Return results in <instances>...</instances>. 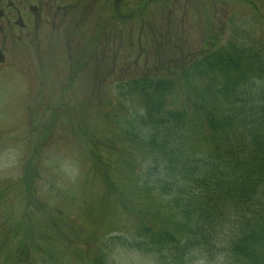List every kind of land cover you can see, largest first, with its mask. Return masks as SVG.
Segmentation results:
<instances>
[{
    "label": "rangeland",
    "instance_id": "374dc122",
    "mask_svg": "<svg viewBox=\"0 0 264 264\" xmlns=\"http://www.w3.org/2000/svg\"><path fill=\"white\" fill-rule=\"evenodd\" d=\"M87 2L56 27L34 24L33 12L24 11V27L14 34L25 36L0 37V240L25 230L29 262L38 264H95L109 248L106 264H158L135 242L147 239L141 220L153 227L167 216L161 193H139L161 155L138 149L150 129L142 123L146 102L126 83L167 75L174 87L155 104L183 112L194 101L190 85L176 80L189 65L183 62L216 57L230 41L264 51V0ZM222 80L215 72L212 82ZM194 83L203 89L207 80ZM187 145L194 158L212 151L197 133ZM155 166L162 169L160 160Z\"/></svg>",
    "mask_w": 264,
    "mask_h": 264
},
{
    "label": "trees",
    "instance_id": "16d2710c",
    "mask_svg": "<svg viewBox=\"0 0 264 264\" xmlns=\"http://www.w3.org/2000/svg\"><path fill=\"white\" fill-rule=\"evenodd\" d=\"M248 47L230 41L218 46L216 57L183 62L189 65H181L176 80L190 85L194 101L181 113H167L155 104L174 87L167 75L126 83L146 102L142 123L150 129L141 136L147 138L146 146L138 141V149L150 158L153 153L162 156L157 157L162 169L156 173L157 160L150 165L154 172L142 177L139 193H161L167 216L153 227L141 220L147 239L135 242L137 250L158 264H193L197 259L207 264H264V51ZM215 72L223 76L221 83L212 82ZM196 77L207 80L205 88L194 83ZM182 117L189 120L186 126L178 122ZM128 124L124 135L132 133L134 121ZM196 133L210 142L212 151L206 157L194 158L182 148H188ZM109 187L116 190L111 183ZM28 239L25 230L3 234L0 264H38L29 262ZM122 245L134 249L131 241ZM111 252L105 250L95 264H106Z\"/></svg>",
    "mask_w": 264,
    "mask_h": 264
},
{
    "label": "flooded vegetation",
    "instance_id": "af4514ba",
    "mask_svg": "<svg viewBox=\"0 0 264 264\" xmlns=\"http://www.w3.org/2000/svg\"><path fill=\"white\" fill-rule=\"evenodd\" d=\"M37 0H0V37L4 41H19L25 34L22 32L14 34V28L17 30L24 27V11L28 10L33 12L34 24L38 22L39 25L44 20H51L53 27L60 26L62 23H68V21L77 14L76 9L78 7H85L88 4L87 0H77L73 3L71 0L69 3L61 6L56 4L54 9V3L56 0H46L47 3L41 6L40 0L39 5L36 4ZM120 3L127 4V0H119ZM119 3V4H120ZM118 4V5H119ZM49 8L48 10L45 7ZM44 11V12H43ZM61 11V12H60ZM47 16L43 18V15ZM11 31L12 33H10Z\"/></svg>",
    "mask_w": 264,
    "mask_h": 264
}]
</instances>
